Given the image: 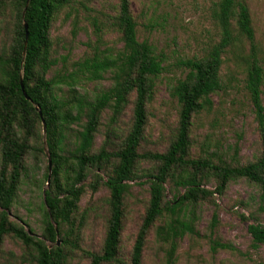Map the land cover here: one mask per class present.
<instances>
[{
	"label": "trees",
	"instance_id": "1",
	"mask_svg": "<svg viewBox=\"0 0 264 264\" xmlns=\"http://www.w3.org/2000/svg\"><path fill=\"white\" fill-rule=\"evenodd\" d=\"M72 1L29 0L25 9L27 0H0V10L8 9L14 19L11 43L0 53V246L5 236H12L33 250L36 264H66L65 248L76 246L68 239L69 230L64 228L70 226L71 216L83 193L80 184L91 171H102L110 163H113L112 168L103 183L110 195L107 229L101 252L88 253L90 264L117 261L123 199L140 161L153 163L156 168L146 174L149 202L128 264H142L148 231L161 218L165 219V224L157 228L156 236L169 243L166 264H174L176 241L193 232L194 208L210 201L214 194L222 195L232 181L244 179L259 188L258 211L264 215V106L261 100L264 76L256 57L254 30L246 4L242 0L217 3L213 18L220 31L219 41L201 58L179 63L186 74L170 93L178 104L174 140L164 153H139L146 124V105L151 100L154 80L162 73V63L150 44L137 40L130 0H118L115 24L121 34V51L114 59L99 60L93 56L79 64L91 80H99L102 73L111 72V88L90 101L76 95L67 101L57 100L53 95L56 83L46 79L54 65L50 60L49 32L55 15ZM24 24L28 35L26 46ZM239 39L246 40L249 45V53L244 57L239 54L237 59L244 64V89L257 123L262 146L260 156L242 166L232 165L217 155L192 159L189 156L191 120L200 112L211 110V96L223 89L220 78L223 56ZM131 93H135L133 120L122 144L117 150L109 151L107 136L100 149L93 152L102 112L110 109V121L115 122ZM43 124L50 162L45 182L49 183L50 175L51 185L43 192L44 227L40 238L10 222L9 210L16 197L23 158L32 148L30 142L41 137ZM72 125H77L79 130L71 151L66 146ZM209 178L215 181L214 190L204 188ZM168 182L173 183L175 190L184 189L183 194L175 195L171 202L164 201ZM189 208L191 219L188 222L185 211ZM216 224L217 215L214 214L211 227ZM247 231L254 247L264 245V223L250 224ZM58 236L63 242L61 247ZM47 243L54 245L49 247ZM230 248L227 244L214 242L211 249Z\"/></svg>",
	"mask_w": 264,
	"mask_h": 264
},
{
	"label": "rangeland",
	"instance_id": "2",
	"mask_svg": "<svg viewBox=\"0 0 264 264\" xmlns=\"http://www.w3.org/2000/svg\"><path fill=\"white\" fill-rule=\"evenodd\" d=\"M220 0H130L131 14L136 23L139 42H147L162 63V73L154 80L151 100L146 105V124L138 148L139 153H164L174 140L178 121V104L171 97V89L186 70L180 62L201 58L220 38L213 12ZM248 7L254 30L256 57L264 76V0H242ZM118 0H73L54 17L49 38L50 60L54 65L46 74L56 86L53 95L67 101L72 95L93 100L99 93L111 88V72L102 73L99 80L79 68L85 59L96 56L99 60L114 59L122 49L121 34L116 27ZM14 19L8 9L0 10V53L11 43ZM249 53L248 42L239 39L223 56L220 78L223 89L211 96L212 108L202 111L191 120L190 152L192 159L221 157L232 165H246L261 153V141L252 105L244 89V64L237 59ZM261 100L264 106V77ZM135 93L115 122L112 111L105 109L93 141L97 152L109 137L108 150H117L127 136L133 120ZM77 125L71 126L67 150L75 146ZM31 150L23 158L21 177L9 220L22 226L35 237L42 236L44 206L43 192L51 185L46 183L49 154L45 133L31 141ZM114 162V161H113ZM112 164L104 170L91 171L81 182L83 193L77 209L71 216L68 239L76 248L67 246L66 264H90L88 253H100L103 247L109 217V190L103 185ZM156 166L140 161L135 176L129 182L123 199V218L118 243L117 261L128 264L131 251L141 228L149 202V182L146 174ZM97 183V186H96ZM212 178L204 184L215 189ZM95 186V187H94ZM173 183L165 184V202H171L184 189L175 190ZM94 188V189H93ZM259 188L244 179L232 181L222 195L214 194L210 201L194 208L192 233L176 241L174 264H264V245L254 247L247 227L264 223L259 213ZM62 196L60 195L59 198ZM217 224L211 227L213 215ZM190 221V208L185 211ZM165 219L157 220L148 231L142 264H166L169 243L156 236L157 228ZM58 246L63 245L57 237ZM214 242L227 244L230 249L211 248ZM49 247L54 244L47 243ZM0 264H36L34 252L12 236H5L0 246Z\"/></svg>",
	"mask_w": 264,
	"mask_h": 264
},
{
	"label": "water",
	"instance_id": "3",
	"mask_svg": "<svg viewBox=\"0 0 264 264\" xmlns=\"http://www.w3.org/2000/svg\"><path fill=\"white\" fill-rule=\"evenodd\" d=\"M28 2H29V0H27V2H26L25 9L27 8ZM25 9H24V11H25ZM23 15H24V12H23ZM24 30H25V43H24V45L26 46V43H27V36H28V35H27V32H26L27 27H26L25 24H24ZM24 49H25V48H24ZM21 89L23 90V85H22V84H21ZM24 96L27 98V96L25 95V93H24ZM35 108H36L37 112H38L39 114H41V113H40V110H39V107L36 106ZM43 133H45V126H44V124H43ZM49 165H50V162H49Z\"/></svg>",
	"mask_w": 264,
	"mask_h": 264
}]
</instances>
